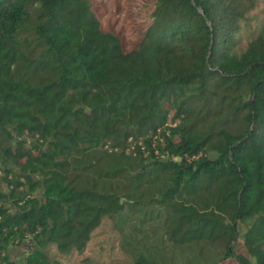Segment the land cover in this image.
<instances>
[{
  "label": "trees",
  "instance_id": "obj_1",
  "mask_svg": "<svg viewBox=\"0 0 264 264\" xmlns=\"http://www.w3.org/2000/svg\"><path fill=\"white\" fill-rule=\"evenodd\" d=\"M260 1L155 0L128 50L91 0H0V264H61L104 219L126 264H264Z\"/></svg>",
  "mask_w": 264,
  "mask_h": 264
},
{
  "label": "rangeland",
  "instance_id": "obj_2",
  "mask_svg": "<svg viewBox=\"0 0 264 264\" xmlns=\"http://www.w3.org/2000/svg\"><path fill=\"white\" fill-rule=\"evenodd\" d=\"M91 1L93 8L99 14L103 30L120 35L128 50L137 46L143 30L150 23L149 16L155 0ZM248 19L247 23L244 22L240 33L239 50L245 49L248 40L264 28V0L260 1L257 8L248 14ZM2 167L0 162V175L3 174ZM0 188H5L1 181ZM123 243L122 233L114 228L111 220L104 219L93 232L83 252L73 250L70 254L62 255L54 246L49 249V252L61 264H126L133 260V256L132 250ZM32 244V239L28 237L23 242L12 245L10 247L12 258H23L31 250ZM236 251L246 253L241 241L236 246ZM218 264H237V262L229 258Z\"/></svg>",
  "mask_w": 264,
  "mask_h": 264
}]
</instances>
